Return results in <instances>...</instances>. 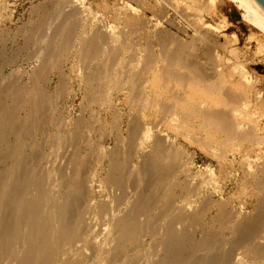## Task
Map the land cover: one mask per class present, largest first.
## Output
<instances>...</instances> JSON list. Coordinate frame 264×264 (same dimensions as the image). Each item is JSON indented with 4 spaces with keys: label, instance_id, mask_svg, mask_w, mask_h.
<instances>
[{
    "label": "bare ground",
    "instance_id": "obj_1",
    "mask_svg": "<svg viewBox=\"0 0 264 264\" xmlns=\"http://www.w3.org/2000/svg\"><path fill=\"white\" fill-rule=\"evenodd\" d=\"M23 1L0 0V264H264V94L246 68L209 75L197 64L203 57L219 67L207 45L238 56L206 14L234 6L264 36L259 4L105 1L98 6L116 23L107 28L90 23L78 0H27L28 20L14 29L12 6ZM183 3L195 12L189 42L169 28V6ZM133 49L138 54L128 57ZM71 74L93 113L98 105L109 114L113 93L138 108L141 120L107 118L114 148L92 141L93 121L84 115L70 119L67 82L55 93L62 109L48 93L54 75ZM159 115L175 138L150 127ZM186 144L210 165H198ZM231 182L240 185L236 204L223 196ZM107 189L112 196L98 199ZM97 218L106 222L100 236Z\"/></svg>",
    "mask_w": 264,
    "mask_h": 264
},
{
    "label": "rangeland",
    "instance_id": "obj_2",
    "mask_svg": "<svg viewBox=\"0 0 264 264\" xmlns=\"http://www.w3.org/2000/svg\"><path fill=\"white\" fill-rule=\"evenodd\" d=\"M75 1H77V0H75ZM85 1V2H84ZM93 0H83V1H81V0H78V3L77 4H82V3H79V2H83V3H85V4H83V5H85V7L86 8H89V10L87 11V14H88V21H91L90 23H92L93 25H96V24H101L102 23V25L105 27V25L107 26V28L108 27H111V26H113V27H116V23L114 22V20L113 19H111V17H109L108 15H106V14H108V12L105 14V11H104V13H103V10L101 9V8H99V6H98V4H101L102 2H107V4H108V2H109V4H111V5H113V4H115V3H118V4H123V2H130V4L131 5H133V6H139L140 4L139 3H137V2H135L134 0H123V1H119L118 0V2H116L117 0H112L111 1V3H110V0H97L96 2L95 1H93V2H95L94 4H93V2H92ZM100 1V2H99ZM133 1V2H132ZM159 1H162V2H164V1H168L170 4L173 2V0H159ZM99 2V3H98ZM115 2V3H114ZM134 2H135V4H134ZM37 3V2H36ZM92 3V4H91ZM125 3V4H126ZM88 4H90V5H88ZM185 3H183V5H184ZM182 4H180V6H179V9H178V7L176 8V7H172L171 5L169 6V17H168V20H171V22L172 23H174L173 24V26H171V27H169L170 28V30L173 32V33H176L175 35L176 36H178L179 37V39H181L182 41L184 40V41H186L187 42V39H188V42L189 41H192L195 37H194V35L195 34H193L194 32H193V25H192V21H193V18H194V14H195V12L193 11V10H190V12H189V9L184 5L183 6ZM89 6V7H88ZM91 6V7H90ZM135 6V7H136ZM182 6V7H181ZM15 7V8H14ZM30 7H31V3L29 2V1H27V0H24L23 1V3L22 2H17L16 4H14V6H12V11H13V13H14V18H16L15 19V24L13 25V28L14 29H16L17 27H19V26H22V25H24L26 22H27V20H28V17H29V11H30ZM173 8V9H171V8ZM175 8V9H174ZM187 8V9H186ZM90 9H92V10H94V11H92V12H94L96 15H94V17H93V15H91V14H93L92 12H91V14H90ZM218 9H220L218 12H217V16H214V14L212 15V16H210V15H208V14H206L205 15V18L207 17V20H206V22L208 23L209 22V24L210 25H213L212 26V28L214 29V28H216V27H218V28H216V30H215V32H217V33H223V35H222V37L220 36V43L222 42L223 44H225V40H226V38H228V41H229V43H228V41H227V44H229V48L230 49H232V47H233V49H235L236 51H237V57H235V56H233V55H231L230 53H229V50H225L224 48H221V47H214V46H211V45H207V46H205V48L207 49V51L209 50L210 51V53H209V55L208 56H206L207 58L209 57V58H211V56L213 55V54H216L217 56H216V58H217V60H218V62H216L215 63V65H218L219 67H217L216 68V70H215V68H213L214 67V64L212 65V63L210 62V60L208 61V60H203V57H202V55H203V53L201 54L200 52H198L200 55H201V57H202V60H200L199 61V63H197L200 67H203V68H206L207 70H208V74L209 75H214L215 74V72L216 71H227L228 69L229 70H234L233 68H237V67H241V68H246L247 70H249L248 72H250L249 74L251 75V78H253V80L252 81H256L255 82V84H256V87H257V89H259V92L261 91L262 92V95L264 94V54L263 53H261L260 55H259V53H256V51H257V49L259 48L258 46H260V48L262 47L263 48V50H264V36L262 35V33L261 32H258L259 30H257L255 27H253V26H251V25H249V23L248 22H246V21H244V19H243V15H242V12L240 11V10H238L236 7H234V6H225L224 8L222 7H220V8H218ZM28 10V11H27ZM175 10V11H174ZM102 11V12H101ZM180 11V12H179ZM186 11H187V13H186ZM223 11V12H222ZM20 12V13H19ZM27 12V13H26ZM101 12V13H100ZM182 12V13H181ZM184 12V13H183ZM221 12V13H220ZM193 13V14H192ZM176 14V15H175ZM178 14V15H177ZM186 14V15H185ZM187 14H188V16H187ZM23 15V16H22ZM99 16V18H101L103 21H101V19H99L98 18V16ZM104 15V16H103ZM220 15V16H219ZM93 17L92 19L90 18V17ZM102 16V17H101ZM108 16V17H107ZM182 16V17H181ZM26 17V18H25ZM108 18L109 20L107 21V19L106 18ZM149 17H152V15L150 16V14H149ZM171 17V18H170ZM189 17V18H188ZM97 18V19H96ZM184 18V19H183ZM192 18V19H191ZM18 19V20H17ZM106 19V20H105ZM155 19V18H154ZM188 19V20H187ZM191 19V20H190ZM97 20V21H96ZM99 20H100V22H99ZM113 20V21H112ZM22 21H24V22H22ZM94 21V22H93ZM96 21V22H95ZM153 21H155V20H153ZM164 21V20H163ZM163 21H161L162 23H163ZM187 21H189V22H187ZM190 21H191V23H190ZM108 22V23H107ZM113 22V23H112ZM156 22V21H155ZM115 23V24H114ZM19 26H18V25ZM105 24V25H104ZM178 24V25H177ZM187 24V25H186ZM115 25V26H114ZM174 25H176V26H174ZM185 25L188 27L187 29H186V27H185ZM192 25V26H191ZM192 28L191 30H190V27ZM214 26H216V27H214ZM220 26H222L223 28H222V30H221V27ZM217 29H219L220 31L218 32V30ZM189 30V31H188ZM187 31V32H186ZM184 33H186L185 35L186 36H184ZM190 33H191V35H190ZM221 33V34H222ZM14 35H13V37L15 38V32L13 33ZM179 34H181L180 36H182V38H180V36H179ZM189 34V36H187ZM224 34H225V38H223L224 37ZM229 36V37H228ZM263 36V37H262ZM187 37H189V38H187ZM194 37V38H193ZM184 38H186V40L184 39ZM232 38V39H231ZM223 39V40H222ZM230 39H231V41H232V43H233V46H231L232 45V43L230 44ZM234 39V40H233ZM19 41L21 40V39H18ZM138 41V40H137ZM221 43V44H222ZM262 45V46H261ZM211 46V47H210ZM231 46V47H230ZM216 48H217V51H215L216 50ZM238 50H237V49ZM138 49V48H137ZM137 49L135 50V49H133V51L131 50V51H129L130 52V54L128 53V57H132V58H134V56L136 55V54H138V52H137ZM158 49H160V48H158ZM208 51V52H209ZM227 51V52H226ZM239 51V52H238ZM245 51H248V52H245ZM134 52V53H133ZM215 52H217V53H215ZM253 52H255V55L257 54V55H259V56H257L256 55V57L254 56V54H253ZM143 53V52H142ZM141 53V54H142ZM251 53V54H250ZM219 54V55H218ZM241 54V55H240ZM243 54V55H242ZM248 54H249V58H248ZM146 55V53H145V51H144V54H143V56H145ZM252 55V56H251ZM214 56V55H213ZM243 56H245V57H243ZM253 57V58H252ZM255 57V58H254ZM251 58V59H250ZM259 60H258V59ZM261 58V59H260ZM252 59H255V60H252ZM208 61V62H207ZM206 62V63H205ZM220 62L222 63V65L220 64ZM236 64H237V66H236ZM18 65H20V64H17V66ZM210 65V66H209ZM245 67H244V66ZM248 65V66H247ZM16 65L14 66L15 67V69L17 68V71L18 70H23V69H25V68H27V66H24L23 65V67H17ZM59 66H62V65H59ZM68 68H69V66L70 65H66ZM66 66H64L63 65V70L65 71V73L66 74H70V70L68 69H66L67 67ZM224 66L226 67V68H224ZM232 66V67H231ZM222 67V68H221ZM20 68V69H19ZM23 68V69H22ZM209 68V69H208ZM228 68V69H227ZM248 68H250V69H248ZM223 69V70H222ZM226 69V70H225ZM67 70V71H66ZM246 70V71H247ZM235 71V70H234ZM69 72V73H68ZM72 75V74H71ZM235 75V76H234ZM233 75V78H232V80L233 81H235V79H237V76H236V74H234ZM72 76H74L73 77V79H72ZM71 76V78H69L68 77V81L66 80L67 78H62V79H59V78H57V76L56 75H54L53 77H52V80H51V82L49 83L50 85H48V87L46 86V89H47V91H48V93L49 94H51L52 96H53V99H55L54 100V103H56V105H58L59 106V108L60 109H62V102L60 101V99H59V96H57L55 93H56V91H57V89H58V85H59V83H61V82H67V86H68V91L67 92H69V96H68V93H66V91H65V95L66 96H64L63 95V97H64V99H65V101H67V111H68V115H69V113H70V115H69V117H70V119H76V118H78V117H81L82 115H84V117L87 119V121L89 122V123H91L92 121V126H93V130H92V132L91 133H87V132H85L84 134H83V139H84V137L86 138V136H87V134L89 135V136H91L90 138H92V141H94V143H98V141H99V144L101 143V145L105 148V149H111V148H114V146L117 144V141H116V138L114 137L115 135L113 134L114 132H112V130H110V127L111 126H108L107 127V124H106V120H107V118H108V120L107 121H109L110 123H111V121L113 120V114H115V115H120L121 114V116L123 115L124 117H133V118H136L137 120H141L140 119V117H138V115H139V112H138V108H136V106L135 105H133L132 106V104L131 103H129L128 101H127V99L122 95V94H116V93H113V94H111V100L113 101H111V105H112V110H110L109 111V114L107 113L108 112V110H104L103 108H101L100 106L98 107V105H95L94 106V113L92 112V110L88 107V109H87V106H88V104H87V101L85 100V99H83V94H82V92L80 91V88H79V86H78V83H77V81L76 80H74V78H75V75H72ZM250 77V76H249ZM72 79V80H71ZM72 81V82H71ZM53 85H55V86H53ZM261 89V90H260ZM75 91V92H74ZM75 93V94H74ZM55 94V95H54ZM73 95V96H72ZM58 97V98H56V97ZM71 96H72V98H71ZM238 97L240 98L241 97V95L240 94H238ZM263 97H264V95H263ZM242 98H244V97H242ZM86 102V103H85ZM144 101H142V103H143ZM58 103V104H57ZM129 103V104H128ZM131 104V105H130ZM69 106V107H68ZM81 107V108H80ZM117 107V108H116ZM98 108V109H97ZM87 109V110H86ZM100 109V110H99ZM129 110V111H128ZM104 111V112H103ZM107 111V112H106ZM106 112V113H105ZM111 112V113H110ZM96 113V114H95ZM118 113V114H117ZM126 113V114H125ZM81 114V115H80ZM91 114V115H90ZM94 115H96V116H94ZM111 115H112V118H111ZM99 117V118H97V120H96V117ZM109 116V117H108ZM161 115H159L158 117H155V116H151L149 119H148V123L150 124V127L151 128H154V130L156 131V130H159V131H163V132H166L167 134H169L170 136H172V138H175L176 137V134L175 133H173V132H171L170 130H169V128L166 126V121H165V119L161 116ZM106 117V119H104ZM100 119V120H99ZM112 119V120H111ZM157 119V120H156ZM163 119V120H162ZM105 120V121H104ZM111 120V121H110ZM162 120V121H161ZM100 121V122H99ZM103 122V123H102ZM164 122V123H163ZM97 123H99V124H97ZM260 124H261V128H263L264 127V120L263 121H261V122H259ZM104 124H106V126L104 125ZM99 125V126H98ZM102 125H104L105 127H104V130L105 131H107V133H109V135L108 134H105V133H101L100 131V128L102 127ZM58 127H56V129H57V131H59V132H63V127L62 126H59V125H57ZM160 127V129H159V127ZM165 126V127H164ZM106 128L107 129H109V131L108 130H106ZM53 130H55L56 131V129L55 128H52ZM162 129V130H161ZM165 129V130H164ZM110 133H111V135H110ZM172 133H173V135H172ZM102 134V135H101ZM112 134H113V136H112ZM107 135V136H106ZM88 137V136H87ZM94 137V138H93ZM96 137V138H95ZM98 137V138H97ZM97 139V140H96ZM115 139V140H114ZM179 139H180V137H179ZM105 142V143H104ZM115 142V143H114ZM111 145V146H110ZM69 146V145H68ZM185 148H187V149H189V150H191V151H195L196 153H197V158L199 159H197L196 158V161H197V163H198V165H200V166H203V167H205L204 165H210V160L207 158V156L198 148V147H196L197 148V150H196V148H195V146L196 145H189V144H186V145H183ZM64 147L65 148H63L64 150L66 149V148H69V147H67V145H64ZM192 147V148H191ZM49 148V147H48ZM63 149H62V151H63ZM193 149V150H192ZM199 149V150H198ZM53 150V149H52ZM52 150H51V152H52ZM48 151V153L50 152L49 151V149L47 150ZM61 151V152H62ZM199 151H200V153H199ZM198 153L200 154V155H198ZM50 157H49V160L51 161V160H53L54 158L52 157V156H54L53 154H51L50 153ZM202 158V159H201ZM209 160V161H205V160ZM201 160V161H200ZM238 165V164H237ZM238 168L237 169H240V166L238 165L237 166ZM208 172H204V174H202V176L203 177H207L208 175ZM205 175V176H204ZM231 184V185H230ZM229 184V186H228V188L226 187V189H227V191L225 190L224 192H223V196L225 197V198H230V199H232V201L233 202H235V204L236 203H238L239 202V198H238V194H239V192H240V185H239V183L237 184L236 182H231ZM232 186V187H231ZM234 186V187H233ZM238 188V189H237ZM105 189V188H104ZM232 189V190H231ZM230 190H231V192H230ZM96 191H100V188H97L96 189ZM101 193V194H100ZM100 193H97V196H98V199H109L110 198V196H112L111 194V191L110 190H105V192H100ZM234 193V194H233ZM105 194V195H104ZM110 194V195H109ZM101 195V196H100ZM107 196H109V197H107ZM236 196V197H235ZM237 198H238V200H237ZM117 204H114V207L116 206ZM102 221V222H101ZM100 224V225H99ZM96 225V226H95ZM103 225V226H102ZM103 228V229H102ZM94 229H95V231H96V233L99 235H101V233H103V230L104 229H106V222H104L101 218H97V219H95V223H94ZM99 235V236H100Z\"/></svg>",
    "mask_w": 264,
    "mask_h": 264
},
{
    "label": "water",
    "instance_id": "obj_3",
    "mask_svg": "<svg viewBox=\"0 0 264 264\" xmlns=\"http://www.w3.org/2000/svg\"><path fill=\"white\" fill-rule=\"evenodd\" d=\"M259 6L264 10V0H255Z\"/></svg>",
    "mask_w": 264,
    "mask_h": 264
}]
</instances>
